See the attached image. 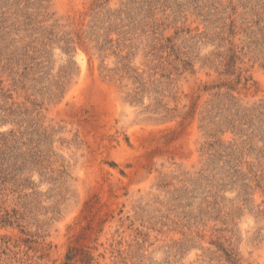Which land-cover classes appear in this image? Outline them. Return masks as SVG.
Wrapping results in <instances>:
<instances>
[{"label":"rangeland","instance_id":"obj_1","mask_svg":"<svg viewBox=\"0 0 264 264\" xmlns=\"http://www.w3.org/2000/svg\"><path fill=\"white\" fill-rule=\"evenodd\" d=\"M0 264H264V0H0Z\"/></svg>","mask_w":264,"mask_h":264}]
</instances>
